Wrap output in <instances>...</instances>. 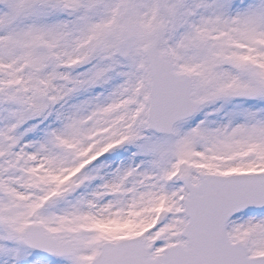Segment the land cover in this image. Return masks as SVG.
Listing matches in <instances>:
<instances>
[{"label":"snow or ice","instance_id":"obj_1","mask_svg":"<svg viewBox=\"0 0 264 264\" xmlns=\"http://www.w3.org/2000/svg\"><path fill=\"white\" fill-rule=\"evenodd\" d=\"M0 264H264V0H0Z\"/></svg>","mask_w":264,"mask_h":264}]
</instances>
